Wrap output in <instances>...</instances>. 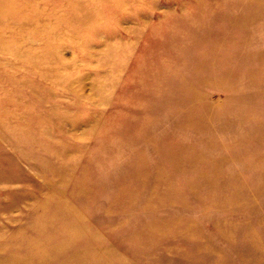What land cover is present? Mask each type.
Returning a JSON list of instances; mask_svg holds the SVG:
<instances>
[{"label":"rangeland","instance_id":"rangeland-1","mask_svg":"<svg viewBox=\"0 0 264 264\" xmlns=\"http://www.w3.org/2000/svg\"><path fill=\"white\" fill-rule=\"evenodd\" d=\"M1 263L264 264V0H0Z\"/></svg>","mask_w":264,"mask_h":264},{"label":"bare ground","instance_id":"bare-ground-1","mask_svg":"<svg viewBox=\"0 0 264 264\" xmlns=\"http://www.w3.org/2000/svg\"><path fill=\"white\" fill-rule=\"evenodd\" d=\"M81 12H79V14H80ZM8 14H9V16H10V13L8 12ZM26 16H28L27 14H25ZM25 15H23V17H25ZM5 22H6V20H5ZM8 22V21H7ZM55 35V34H54ZM81 77V76H80ZM79 77V78H80ZM81 81V80H80ZM82 83V82H81ZM79 86V85H78ZM81 91V90H80ZM75 96V95H74ZM8 131L10 130V132H14L15 133V135H17L18 133H21L22 131H21V129H17V128H15V127H12L10 124H9V127L8 128H6ZM13 133V134H14ZM67 200V199H66ZM68 203V202H67ZM68 206V205H67ZM5 244V243H4ZM37 247V246H36ZM16 249H20V247H17ZM78 253V252H77ZM82 254V253H81ZM16 262V261H15ZM2 264V263H1Z\"/></svg>","mask_w":264,"mask_h":264}]
</instances>
